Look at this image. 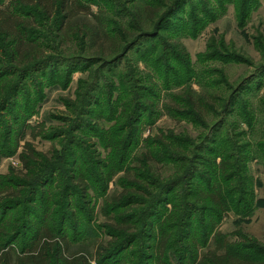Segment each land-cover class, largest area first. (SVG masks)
Returning a JSON list of instances; mask_svg holds the SVG:
<instances>
[{"label":"rangeland","instance_id":"obj_1","mask_svg":"<svg viewBox=\"0 0 264 264\" xmlns=\"http://www.w3.org/2000/svg\"><path fill=\"white\" fill-rule=\"evenodd\" d=\"M9 1L0 3V24L12 14L10 23L26 21L43 53L39 66H11L0 45L8 73L0 88L9 93L0 112V174L38 175L36 187L53 166L45 199L66 211V189L72 205L85 206L80 224L66 227L75 239L67 255L85 249L97 257L112 244L110 263L155 264L156 229L187 198L196 203L200 188L223 183L233 207L219 216L197 211L190 231L215 219L264 264V0H68L62 30L54 0L44 2L48 17L28 18ZM33 151L38 160L23 163ZM196 234L198 254L215 247L214 236ZM184 243L179 236L163 262L193 264L190 252L181 261Z\"/></svg>","mask_w":264,"mask_h":264},{"label":"trees","instance_id":"obj_2","mask_svg":"<svg viewBox=\"0 0 264 264\" xmlns=\"http://www.w3.org/2000/svg\"><path fill=\"white\" fill-rule=\"evenodd\" d=\"M67 1L68 0H54L55 12L53 13L57 14L61 12L62 14V17L58 16L60 17V30H62L67 18ZM4 2L5 0H0L2 5ZM9 2L11 6L15 7L17 10H23L27 18L29 15L33 14V12H39L41 16L45 15L48 17L49 15L46 13L48 9L45 7V0H10ZM79 4L83 7L81 3ZM31 6L35 7L30 9ZM0 15H4L2 9H0ZM13 16L15 15H9V17L5 19V22L0 24V45L3 44L6 48L7 56L10 58V65L27 64L39 66V62L41 61L38 60L39 57L37 58V56L39 55L37 54H42L43 50H41V45L38 43V37H34V32L30 30L28 26L24 25L26 21L17 23L18 20H15V24L14 22L10 23L11 18H14ZM25 20L28 21V19ZM5 41H8V46L5 44ZM4 66L6 65L1 64L0 78L8 75ZM8 94L5 87L0 88L1 113L4 111V109H2L4 108V96ZM38 157L39 153L33 151L31 157H25V155L22 154L21 160L23 163H28L30 160L36 162ZM226 161V158L223 157L219 166L223 174L222 176L224 178L228 177L230 180L234 175H230L232 167L230 168ZM48 166L50 169L53 167L50 163ZM49 168L41 179L44 181H38L39 185L36 183V187L33 186V183L35 180H38V175L23 181V179L0 174V196L6 191H12V194L10 193L11 198L2 199V202H0V264H93L92 259L95 260L96 264H124L119 259L115 261L116 263H110L114 256L112 244H110V248L107 249L106 247L103 251H99L98 255H96L97 257H92L85 249H82L84 250L83 252H76L77 254L72 256L67 255V250H70L71 246L75 243V239L68 236L66 227L75 228L80 224L81 219L78 214L81 210L85 209V206L79 205V203L72 205L69 202V194L66 189L62 192V197L66 196L64 204L66 206V211L57 209L61 207V204L57 203L56 198L52 199L53 202L50 201L51 199H45L50 196H47L50 191V180L56 173ZM113 174H110V179ZM106 182L108 183L109 180H106ZM13 189L17 190V192L14 193ZM76 189L74 191H76ZM199 190V195H201V197H195L197 204L191 203L187 198L183 205L184 210L181 209V213L175 214L173 217H170V215H172L170 214L161 224V229H156L158 237L156 241L150 245L156 252L155 255H157L154 261L155 264H165L163 258H166L170 247L179 236L185 242L182 245V262L186 261V252H190L191 255L195 254L192 260L193 264H262L258 262L260 260L236 246L229 241L227 236L221 233V231H218V225L215 219H210V223L206 226L204 220H202L201 227L194 229V233L190 231L192 217L197 211L209 210L214 216L215 214L219 216L227 213L230 211L231 207H233V201L229 198L233 196L231 195L233 192L227 195L223 188V183H218L216 189H212V191H206L201 188ZM191 192L192 191H187L186 196L189 197L193 195ZM77 194L83 199L86 197L87 191H82V189H80ZM38 196L39 199H37ZM84 202L87 203L88 201ZM200 204L202 207H200ZM179 207L180 206H176V208ZM58 210L61 215L59 218H56ZM154 211L155 210H153L151 214H153ZM74 216L77 220L73 219ZM115 219L119 227H122L121 220L116 217ZM151 226L150 223L148 237L150 236L152 238L154 231L151 229ZM199 230H201L203 240L205 241L211 236H214L215 247L198 254L197 250L199 249L200 242L196 236V232L198 233ZM110 232L117 239L124 236V231L122 229L111 228ZM51 241H54V243H51ZM130 242V240L128 243H126V241L123 242V247L125 249L129 248L130 245L128 244H131ZM14 244H16V246ZM157 251L160 252L159 255ZM183 264L187 263L185 262Z\"/></svg>","mask_w":264,"mask_h":264}]
</instances>
